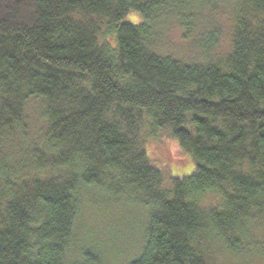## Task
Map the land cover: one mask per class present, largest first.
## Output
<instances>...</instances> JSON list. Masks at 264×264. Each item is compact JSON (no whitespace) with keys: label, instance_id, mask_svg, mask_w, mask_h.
Here are the masks:
<instances>
[{"label":"trees","instance_id":"16d2710c","mask_svg":"<svg viewBox=\"0 0 264 264\" xmlns=\"http://www.w3.org/2000/svg\"><path fill=\"white\" fill-rule=\"evenodd\" d=\"M227 5L0 0V264H109L82 226L95 197L98 219L137 215L140 243L110 264L264 259V0ZM171 21L202 57L160 52ZM160 134L192 156L190 176L166 183L147 151ZM109 229L112 245L123 229Z\"/></svg>","mask_w":264,"mask_h":264},{"label":"rangeland","instance_id":"374dc122","mask_svg":"<svg viewBox=\"0 0 264 264\" xmlns=\"http://www.w3.org/2000/svg\"><path fill=\"white\" fill-rule=\"evenodd\" d=\"M233 0H228L227 6L232 4ZM139 17L137 15H133V17L127 18V21L139 23ZM214 26L222 32L221 41L219 43V47L214 53L216 57H224L231 45V33H232V20L229 12L224 13L222 9H220L219 14L215 16V24ZM183 31L179 28L178 24L175 21H171L165 25L159 27V36L160 45L159 50L161 53L165 55H171L178 59L185 60H198L202 57L197 51V47L194 41H186L183 39ZM198 33H196L197 38ZM35 105H30L29 114L31 116L32 124L38 125L40 121V114L37 107H33ZM40 125V124H39ZM147 151L150 157V160L153 164L159 168L165 178L166 183H169L171 177L172 178H185L192 174L195 169V163L191 155L185 153L177 140L170 139L164 134H160L157 138H150L147 142ZM98 198L95 197L93 199V203H89V207L92 208L89 212L85 213L82 218V226L85 229H98L99 233L97 234L98 239L101 242L102 250L105 252L106 262L109 264L113 262V258L117 254H121L124 251H127L129 254L134 253L133 249H130L131 243L133 244L135 241H138L137 235L135 237L131 236V231L133 228L137 227V215L134 217L133 215L126 214L125 209H115L116 213L109 217L108 221L103 219H98L96 217V213L94 210L103 211L106 206L100 203H97ZM96 203V204H95ZM111 214V213H109ZM112 225H120L123 231L120 233L121 235L114 239L110 245V235L107 231H110L109 227ZM112 234L115 233V230L112 228ZM140 238V237H138ZM140 241H138V244ZM264 249L260 250V252ZM117 257V256H116ZM240 260L243 262L237 264H243L247 261L244 256L240 257ZM229 263V262H228ZM217 264H223L222 261ZM229 264H232L229 263ZM250 264H264L263 260L253 261Z\"/></svg>","mask_w":264,"mask_h":264}]
</instances>
